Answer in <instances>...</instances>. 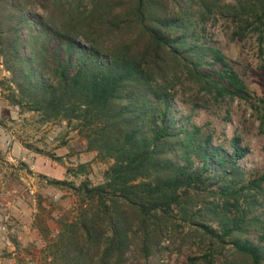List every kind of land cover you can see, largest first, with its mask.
<instances>
[{
  "label": "trees",
  "instance_id": "obj_1",
  "mask_svg": "<svg viewBox=\"0 0 264 264\" xmlns=\"http://www.w3.org/2000/svg\"><path fill=\"white\" fill-rule=\"evenodd\" d=\"M221 20L264 40V0H0L8 102L107 164L96 184L83 165L47 180L92 205L58 223L48 264H150L184 234L185 264H264V142L248 168L238 135L197 120L249 97L210 33Z\"/></svg>",
  "mask_w": 264,
  "mask_h": 264
},
{
  "label": "rangeland",
  "instance_id": "obj_2",
  "mask_svg": "<svg viewBox=\"0 0 264 264\" xmlns=\"http://www.w3.org/2000/svg\"><path fill=\"white\" fill-rule=\"evenodd\" d=\"M38 12L42 13L40 9ZM234 31L235 28L223 20L210 28L216 46L247 86L249 97L246 100L236 99L231 103H222L220 110L211 108L201 112L197 120L211 121L218 138L238 135L243 140V145L250 150L246 166L259 168L262 165L261 147L264 142V40L252 33L236 36ZM7 77L0 68V82ZM7 94L5 87L0 85L1 146L10 150L12 143H19L30 152L40 151L39 154L45 155L49 161L47 168L54 163L66 168V178L62 180L78 183L79 178L72 177L67 170L83 165L93 184L101 181L107 164L85 149V142L76 131L65 123L43 122L35 113L21 112L19 108L10 105ZM8 141L10 145L7 144ZM23 164L25 163L21 161L16 163L19 168L26 169ZM26 172L30 173L28 170ZM41 180L44 181V178H39ZM52 187L57 190L53 191L54 195H40L46 198V202L44 207H38L36 220H24L16 229L18 235L30 236L29 244L14 249L16 252H10L0 242V264H48L50 246L57 236L58 223L62 220H79L82 213L92 207L65 187ZM24 226L27 227L26 230L23 229ZM0 227L6 228L9 238L10 234L15 233L7 224H1ZM17 234L13 237L16 238ZM195 244L196 241L188 240L185 234L178 237L173 235L162 244L161 252L150 264H185L189 256H198Z\"/></svg>",
  "mask_w": 264,
  "mask_h": 264
},
{
  "label": "crops",
  "instance_id": "obj_3",
  "mask_svg": "<svg viewBox=\"0 0 264 264\" xmlns=\"http://www.w3.org/2000/svg\"><path fill=\"white\" fill-rule=\"evenodd\" d=\"M11 145L10 150H7L0 143V225L7 224L11 231L12 228L15 230V233L10 234V238L7 232L5 234L0 231V242L5 244L3 238H8L10 246L5 245L10 252L29 244L30 236H20L16 229L24 220H36L38 207H44L46 202V198L40 195L45 196V193L54 195L53 191H57L48 185L46 180L66 178V168L62 165L58 166L54 163L51 164L52 167L47 168L49 161L45 155L30 152L19 143ZM17 161L24 162L26 169L19 168L16 165ZM27 170L30 173H27ZM39 178H44V181H39ZM8 201L11 203L10 207L6 206ZM23 229L26 230L27 227L24 226ZM15 234H17L16 238L13 237Z\"/></svg>",
  "mask_w": 264,
  "mask_h": 264
},
{
  "label": "built area",
  "instance_id": "obj_4",
  "mask_svg": "<svg viewBox=\"0 0 264 264\" xmlns=\"http://www.w3.org/2000/svg\"><path fill=\"white\" fill-rule=\"evenodd\" d=\"M0 68L3 70L4 74L8 76V72H6V71L3 69V66L1 65V62H0ZM7 144H9V142H7ZM6 206H7V207H10V206H11L10 201H8V202L6 203ZM1 231L4 232V233L6 234V228H5V227H1ZM3 241L5 242V244H6L7 246H10V241H9L8 238L4 237V238H3Z\"/></svg>",
  "mask_w": 264,
  "mask_h": 264
}]
</instances>
